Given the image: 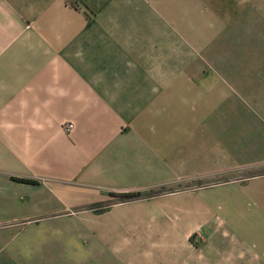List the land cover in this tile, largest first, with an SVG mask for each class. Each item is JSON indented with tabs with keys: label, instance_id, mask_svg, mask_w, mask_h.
<instances>
[{
	"label": "crops",
	"instance_id": "1",
	"mask_svg": "<svg viewBox=\"0 0 264 264\" xmlns=\"http://www.w3.org/2000/svg\"><path fill=\"white\" fill-rule=\"evenodd\" d=\"M76 1L0 0V264L194 262L195 197L89 209L184 183H249L264 253V0Z\"/></svg>",
	"mask_w": 264,
	"mask_h": 264
},
{
	"label": "rangeland",
	"instance_id": "2",
	"mask_svg": "<svg viewBox=\"0 0 264 264\" xmlns=\"http://www.w3.org/2000/svg\"><path fill=\"white\" fill-rule=\"evenodd\" d=\"M216 5L237 4L242 0H203L200 3L206 8V3L211 2ZM75 4L76 0H68ZM245 3H256V0H244ZM181 3H188V0H181ZM205 3V4H204ZM186 9V7H184ZM185 13V11H182ZM181 15V18H184ZM256 175H264L261 170ZM249 183H184L178 187H162L150 190L154 194L149 196H133L129 198L115 197L107 203L91 205L89 209L100 211L117 201H131L142 197H152L161 194L178 193L195 197L194 215L195 223H187V214L191 216L192 203L181 204L185 207L186 216L180 214L179 229L181 232L195 228L189 237L188 243L196 249V259L189 264H264V260L257 256L264 253L253 252V248H258L255 244L241 242V234L251 231V220L246 218L252 207V203L238 204L237 194L247 191ZM148 192V191H146ZM114 195H118L113 193ZM120 194V193H119ZM121 195V194H120ZM114 201V202H113ZM258 208V204H254ZM191 219V217H190ZM169 221H165L164 231L168 230ZM156 264V263H155ZM160 264H178L174 260L165 261ZM180 264H184L180 262Z\"/></svg>",
	"mask_w": 264,
	"mask_h": 264
},
{
	"label": "trees",
	"instance_id": "3",
	"mask_svg": "<svg viewBox=\"0 0 264 264\" xmlns=\"http://www.w3.org/2000/svg\"><path fill=\"white\" fill-rule=\"evenodd\" d=\"M16 180L18 181H21V182H26V183H36L37 181L36 180H33V179H27V178H15ZM154 194V192L152 191H137V192H127V193H121V197L122 198H129V197H133V196H149V195H152Z\"/></svg>",
	"mask_w": 264,
	"mask_h": 264
},
{
	"label": "built area",
	"instance_id": "4",
	"mask_svg": "<svg viewBox=\"0 0 264 264\" xmlns=\"http://www.w3.org/2000/svg\"><path fill=\"white\" fill-rule=\"evenodd\" d=\"M64 129L67 131V132H70L73 127H74V124L73 123H66L63 125Z\"/></svg>",
	"mask_w": 264,
	"mask_h": 264
}]
</instances>
